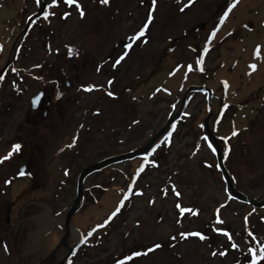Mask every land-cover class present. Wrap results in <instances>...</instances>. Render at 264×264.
Listing matches in <instances>:
<instances>
[{
    "label": "rangeland",
    "instance_id": "374dc122",
    "mask_svg": "<svg viewBox=\"0 0 264 264\" xmlns=\"http://www.w3.org/2000/svg\"><path fill=\"white\" fill-rule=\"evenodd\" d=\"M78 2L83 17L75 5L61 2L47 9L55 15L45 19L50 0L39 5L22 0L11 26L15 41L0 51L3 66L13 58L0 76V157L12 151L0 162V264H115L133 251L146 254L125 264H251L249 249L259 257L257 264H264V206L231 196L205 128L211 116L210 127L236 189L262 202L264 79L257 91L234 83L231 92V84L225 88L226 79L217 75L225 65L224 52L232 53L246 31L231 23L222 32L240 0L206 53L204 42L231 0H194L191 5L187 0H114L106 6L99 0ZM66 11L70 15L62 18ZM145 23L144 36L130 40ZM201 55L203 71L194 63ZM53 80L56 84L48 85ZM87 85L100 87L86 91ZM196 87L206 91L187 94ZM43 90L33 109L32 99ZM176 115L140 157L89 175L81 207L67 221L86 168L141 150ZM15 144L21 146L18 151L12 150ZM20 170L25 174L18 175ZM20 182L26 185L21 194ZM110 193L124 203H118L120 211L107 223L115 209L97 222L94 208L100 210ZM48 215L62 220L64 232L50 251L40 248ZM78 215L87 216L90 230L75 241L67 227ZM217 227L228 231L231 241ZM181 232L190 235L182 239ZM195 232L206 238L191 235ZM154 243L161 247L148 252Z\"/></svg>",
    "mask_w": 264,
    "mask_h": 264
},
{
    "label": "bare ground",
    "instance_id": "6f19581e",
    "mask_svg": "<svg viewBox=\"0 0 264 264\" xmlns=\"http://www.w3.org/2000/svg\"><path fill=\"white\" fill-rule=\"evenodd\" d=\"M21 4L22 0H0V51L2 48H6L5 52L8 51L11 44L15 41V32L11 26L18 18ZM231 23L244 25L246 31L244 37L239 42L234 43L232 53L224 52L222 61L225 65L223 70L217 75L225 78L228 84H231V87H229L231 92L237 87L234 83L244 85V87H246L245 85H250V88H254L253 90L257 91L262 84L260 81L264 79V0H240L222 28V32ZM256 45H261L259 57L255 54ZM3 61L4 59L0 62V66ZM251 63L257 64V68L254 71L249 67ZM215 80H218V78ZM171 88L175 89L176 87ZM232 182L235 184L233 180ZM25 190L26 185L20 182L17 185V193L21 194ZM119 199L120 197L116 196V194H108L102 202V208L100 210L94 208L96 209L94 210L96 221L103 219L102 217L107 213H111L118 206ZM87 215L89 216L90 214ZM74 220L67 228L70 230L73 240L76 238L75 241H78L81 236L83 237V231L90 230V226L87 216L78 215ZM60 221L62 222V220L54 219L51 215L44 219L42 224L44 225L43 234L46 235V241L41 244L40 248L50 251L62 238L64 232ZM72 241L69 242L70 245L74 243Z\"/></svg>",
    "mask_w": 264,
    "mask_h": 264
},
{
    "label": "snow or ice",
    "instance_id": "6c2138e0",
    "mask_svg": "<svg viewBox=\"0 0 264 264\" xmlns=\"http://www.w3.org/2000/svg\"><path fill=\"white\" fill-rule=\"evenodd\" d=\"M61 2H62L64 5L68 6V7H71L72 5H75L76 10L78 11L79 15H80L81 17L84 16L83 8H82V6L79 4L78 0H50V3H48V4H47V7L43 10V16H44V18L47 19L50 15H55L54 12H50V11H48L47 9H51V8L58 7L59 4H60ZM99 2H100L101 4L107 5V4L109 3V0H99ZM152 2H153V4H155V0H152ZM193 2H194V0H187V4H188V5H191ZM237 2H238V0H231V2L228 4L227 9H226V10L223 12V14L219 17V23L217 24L216 27H214V28L212 29V31H211V33L209 34L208 38H207V39L205 40V42H204V48H203V50H202L204 53L208 52V50H209V48H210V45H211V43H212V40H213V38L216 36V33H217L218 29H219V26L222 25V24L225 22L226 18H227L228 15H229V12H230L231 9L237 4ZM36 3L39 5V4L42 3V0H36ZM186 6H187V5H186ZM181 11H183V8H181ZM69 15H70V12H67V11H66V12H63V13H62V18H66V17H68ZM151 19H152V13L149 12V14H148V20L151 21ZM147 27H148V24L145 23V24H144V25L138 30V32H136V33L130 38V40H136V39H138L139 37H143V36H144L145 29H146ZM145 42H147L146 39H145ZM127 47L130 48V47H131V44L127 45ZM260 48H261V45H256L255 54H256L257 57L260 56ZM69 54L71 55V52H69ZM126 55H127V53L125 52V53H123L121 56H119V57L114 61L112 67L115 68L118 64H120V62L124 59V57H125ZM194 63H195L197 66H200V67L198 68L199 71H203V67H202V63H203V55H201L199 58H197V59L194 61ZM186 67H187V69H188L189 71H191V70L193 69V65H192V64H189V65H187ZM249 67H250V69H252V70L254 71V70L257 68V64H256V63H251V64L249 65ZM180 68H181V66H180V65H177L175 70L178 71V70H180ZM169 74L172 75V74H174V72H170ZM0 79H2V77H0ZM107 83H108L109 85H111L112 81L109 80ZM223 84H224V87H225V88L228 87V82H227V81H223ZM83 87H84V90H86V91H90V90H92L94 87H100V86L87 85V86H83ZM164 91H168V90H167V89H164ZM58 95H59V93H58ZM107 95H109V96H114V93H112L111 91H109V92L107 93ZM37 99H38V97H37ZM32 103H33V105H35L36 100L34 99V100L32 101ZM224 107L226 108V107H227V104H225ZM232 135H233V136L237 135V130L234 129V130L232 131ZM75 139H76V138L74 137V141H73V142H75ZM20 147H21V146H20L19 144H15V145L12 146V150H16V151H18V150L20 149ZM208 147H209V148H212V145L209 143ZM213 151H214V149H213ZM11 155H12V151L10 150L9 153H8L6 156L0 157V162H2L3 160L9 159V158L11 157ZM225 156H227V152H225ZM150 163H153V164H154L155 162H154V161H150ZM138 171H139V170H138ZM17 174L22 176V175H24L25 173H24L23 170H20ZM65 174H67V172H66ZM10 182H11L10 180H5V184H8V183H10ZM131 190H132V189H131V186H129V191L131 192ZM173 191H175V189H173ZM136 194L139 195V194H141V193L139 192V190H137V193H136ZM175 194H176L177 196H179V192H176ZM123 203H124L123 200L119 201V204H120L121 206L123 205ZM177 207H179V205H177ZM119 211H120V207L118 206V207L115 208V211H113V212L108 216V218L104 221V223H107L108 220H111V218H112L113 216H115L116 213L119 212ZM180 211H181V212H184L185 209H180ZM245 222H247V217H245ZM98 226H99V225H98ZM215 230H216L217 232H222L223 235H225L226 237H228L229 241H231L232 237H231V235H230V233H229L228 231H226V230H224V229H222V228H219V227H217ZM88 235H92V233L89 232ZM179 235H180V237L183 239V238H185L186 236H188V235H190V234H189V233L181 232ZM191 235L198 236L201 240H203V239L206 238V237H205L204 235H202L200 232H195V233H192ZM248 235H249V237H252V236H253V233H252L251 231H249V232H248ZM172 239H175V237H172ZM82 243H83V241H82ZM160 247H161L160 244H158V243H154V244H152L151 247L148 249V252H151V251H153V250H155V249H158V248H160ZM230 247L233 248V249H236V248H238V245L235 244V243H231V244H230ZM260 247H261L262 249H264V244H261ZM5 251H7V246H6V245H5ZM249 252L253 253L252 258H251V264H257V260L259 259V257H257V256L255 255V250H254V249H249ZM144 254H146V253H141V252L133 251V252H131L130 254L123 256L121 259H117V260L115 261V264H125L126 261H130V260H132L134 257H138V256H141V255H144ZM215 254H216V253H213V255H215ZM219 255H222V256H223V255H225V252H220ZM261 256H264V252L261 253Z\"/></svg>",
    "mask_w": 264,
    "mask_h": 264
},
{
    "label": "water",
    "instance_id": "95a60500",
    "mask_svg": "<svg viewBox=\"0 0 264 264\" xmlns=\"http://www.w3.org/2000/svg\"><path fill=\"white\" fill-rule=\"evenodd\" d=\"M40 14H38L39 16ZM34 18H32L31 20L28 21V24L27 26L25 27L22 35H24V33L27 32L28 30V26L30 24V22L33 20ZM13 60L10 59L7 64L5 66H3L2 69H0V76L9 68L10 66V63L11 61ZM192 91H206V89L204 87H196V88H190L188 91H187V94L192 92ZM43 96V93L40 92L36 97H34L32 99V101L35 99L36 100V103L35 105H33L32 103V108L35 109L39 102H40V99L42 98ZM38 97V99H37ZM185 100H183V103H185ZM183 108V107H182ZM178 115V114H177ZM174 116L172 117L171 119H169V121L166 123V125L153 137V139L144 147L142 148L141 150H138V151H134V152H130L129 154L125 155V156H120V157H117V158H111V159H108V160H104V161H101L95 165H92L88 168H86L80 175L79 177V181H78V197L73 205V207L71 208V210L69 211L68 215H67V221L69 222L70 220V216L72 215V213L76 212L79 210V208L81 207V204L83 202V184H84V180L91 174H94L96 172H101L102 170L110 167V165L112 164H115L117 162H120L122 160H134L138 157H140L142 154H144V152L146 150H148L153 144L155 141H159L160 140V137L161 135L164 133V131L177 119L178 116ZM210 119H211V116L207 117V120L205 122V128H206V132H207V135L208 137L212 140V142L214 143V146L217 150V156H218V160H219V165H220V168H221V172H222V175L225 179V182H226V187H227V190L228 192L231 194V196L233 198H235L236 200H238L239 202H243V203H250L256 207H263L264 206V200L262 202H256L255 200L249 198L248 196H246L245 194H243L242 192L238 191L236 189V187L234 186L233 182H232V179H231V176H230V173L228 171V169L226 168V165L224 163V160H223V154H222V147H221V144L218 140V137L217 135L213 132L212 128L210 127ZM156 142V143H157ZM72 250L71 249H68V252L70 254ZM68 257V255L66 256Z\"/></svg>",
    "mask_w": 264,
    "mask_h": 264
},
{
    "label": "trees",
    "instance_id": "16d2710c",
    "mask_svg": "<svg viewBox=\"0 0 264 264\" xmlns=\"http://www.w3.org/2000/svg\"><path fill=\"white\" fill-rule=\"evenodd\" d=\"M109 1H114V0H109ZM99 4L101 5L100 2H99ZM105 6H106V5H105ZM56 82H57L56 80H53V81L50 82L48 85H51V83H53V84L55 85ZM231 176H232V179H233L234 183L237 184L233 172H231Z\"/></svg>",
    "mask_w": 264,
    "mask_h": 264
},
{
    "label": "flooded vegetation",
    "instance_id": "af4514ba",
    "mask_svg": "<svg viewBox=\"0 0 264 264\" xmlns=\"http://www.w3.org/2000/svg\"><path fill=\"white\" fill-rule=\"evenodd\" d=\"M45 91L43 90V93H44ZM44 95V94H43Z\"/></svg>",
    "mask_w": 264,
    "mask_h": 264
}]
</instances>
